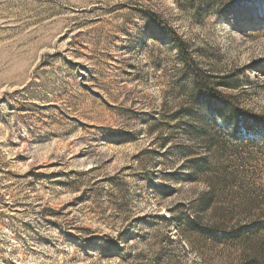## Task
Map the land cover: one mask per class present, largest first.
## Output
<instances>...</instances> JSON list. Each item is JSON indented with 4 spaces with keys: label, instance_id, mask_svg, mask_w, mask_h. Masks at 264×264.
<instances>
[{
    "label": "rangeland",
    "instance_id": "1",
    "mask_svg": "<svg viewBox=\"0 0 264 264\" xmlns=\"http://www.w3.org/2000/svg\"><path fill=\"white\" fill-rule=\"evenodd\" d=\"M257 118L264 0H0V264H264Z\"/></svg>",
    "mask_w": 264,
    "mask_h": 264
},
{
    "label": "trees",
    "instance_id": "2",
    "mask_svg": "<svg viewBox=\"0 0 264 264\" xmlns=\"http://www.w3.org/2000/svg\"><path fill=\"white\" fill-rule=\"evenodd\" d=\"M167 34L172 39V42H174L176 44L177 49L179 51V54L182 57V59L184 60V62L187 65H189L190 67H192V61L189 58V55L185 49L184 44L179 40V38L177 37V35L175 33L170 31V32H167ZM197 81H198V79H197ZM196 85H197L198 89H200L202 92L205 93L206 97L213 99L214 101L224 103V100L220 94L216 93L213 90L204 89L203 86H201L199 82H197ZM255 122H257V124L261 128L262 133L264 134V118H257V119H255Z\"/></svg>",
    "mask_w": 264,
    "mask_h": 264
}]
</instances>
